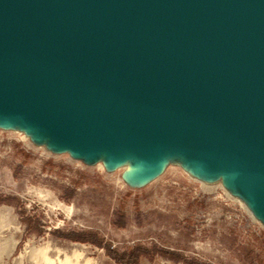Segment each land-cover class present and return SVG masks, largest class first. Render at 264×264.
I'll return each mask as SVG.
<instances>
[{
    "label": "water",
    "instance_id": "95a60500",
    "mask_svg": "<svg viewBox=\"0 0 264 264\" xmlns=\"http://www.w3.org/2000/svg\"><path fill=\"white\" fill-rule=\"evenodd\" d=\"M142 199L220 196L264 235V0H0V143Z\"/></svg>",
    "mask_w": 264,
    "mask_h": 264
},
{
    "label": "rangeland",
    "instance_id": "374dc122",
    "mask_svg": "<svg viewBox=\"0 0 264 264\" xmlns=\"http://www.w3.org/2000/svg\"><path fill=\"white\" fill-rule=\"evenodd\" d=\"M237 209L172 181L132 200L0 143V264H264V235Z\"/></svg>",
    "mask_w": 264,
    "mask_h": 264
},
{
    "label": "trees",
    "instance_id": "16d2710c",
    "mask_svg": "<svg viewBox=\"0 0 264 264\" xmlns=\"http://www.w3.org/2000/svg\"><path fill=\"white\" fill-rule=\"evenodd\" d=\"M121 219H124V214H121Z\"/></svg>",
    "mask_w": 264,
    "mask_h": 264
}]
</instances>
